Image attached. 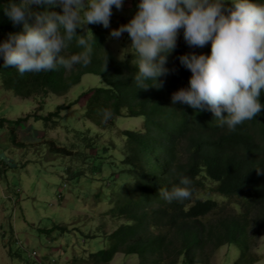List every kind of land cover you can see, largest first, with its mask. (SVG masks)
Instances as JSON below:
<instances>
[{
	"label": "trees",
	"instance_id": "obj_1",
	"mask_svg": "<svg viewBox=\"0 0 264 264\" xmlns=\"http://www.w3.org/2000/svg\"><path fill=\"white\" fill-rule=\"evenodd\" d=\"M19 2L0 0V43L10 32L23 30L22 23L13 25L3 11L9 4ZM231 6L232 1H225V11ZM55 10L62 12V7ZM87 28L85 32L77 29L76 34V38H90L91 62L87 66L21 75L15 67H3L0 55L4 88L20 98L37 97L40 101L67 94L87 74L97 75L103 86L88 91L91 98L85 105L86 118L112 134L117 118L142 117V129L118 132L103 144L108 134L100 136L95 132L92 136L90 131L79 133L83 136L81 142L60 143L47 139L51 131L59 128L60 108L46 116L27 113L18 119L3 118L0 128L8 126L15 134L33 116L35 120H43L45 136L41 139L48 151L80 161L76 165L80 169L72 177L89 184L91 189L93 186L94 195L110 205L107 213L117 219V228L108 234L109 247L92 254L90 264H111L121 253L138 255L139 264H212L213 254L225 245L240 248V258L235 264L256 263L255 242L264 234V90L260 96L261 112L230 131L226 125L218 126L210 110L197 111L186 104H172V94L188 88L192 75L181 65L179 57L185 51L210 55V41L204 47H190L179 43L178 34L177 46L166 62L169 74L158 78L163 87L143 90L132 79L138 71L133 64L138 55L129 53L121 61L108 45V33L102 24ZM76 38L62 55L68 57L85 51L76 44ZM40 104L44 108L45 103ZM105 110L111 113L107 122L102 118ZM64 128L72 133L69 127ZM15 142L19 143L17 139ZM180 175L192 181V196L172 202L161 198L160 188L170 191L179 184ZM99 184L102 187L95 189ZM201 190L218 193L223 199L200 198L197 194ZM55 229L66 231L62 226L40 231L50 235ZM11 232L14 236V229ZM6 234L5 231L4 238ZM13 236L9 242H3L11 248V258L21 260V264L51 261L50 256L44 258V263L37 261L35 251L26 249L23 239ZM54 240L50 242L56 243Z\"/></svg>",
	"mask_w": 264,
	"mask_h": 264
},
{
	"label": "clouds",
	"instance_id": "obj_2",
	"mask_svg": "<svg viewBox=\"0 0 264 264\" xmlns=\"http://www.w3.org/2000/svg\"><path fill=\"white\" fill-rule=\"evenodd\" d=\"M113 6L122 10L123 0H20L9 4L3 9L5 15L13 25L22 23L23 30L10 32L0 43L3 67H15L24 75L87 66L91 62L90 38H76L77 29L85 32L92 24L108 28ZM57 7H62V12L56 11ZM137 7L134 17L113 29L109 38L118 40L128 33L129 46L139 57L133 63L138 71L132 76L138 89L163 87L158 78L169 74L168 55L175 50L178 33L183 29L187 45L204 47L210 41L211 54L192 52L179 57L181 65L192 75L188 88L172 94V104H186L197 111L210 110L218 126L226 125L230 131L261 112L264 3L232 0V6L225 11L224 0H140ZM74 38L85 51L65 57L62 52ZM123 51L121 61L125 60ZM148 80L157 83L149 84ZM86 96L88 100L91 98L89 94ZM102 118L107 122L111 113L105 110ZM0 164V169H6ZM172 172L175 175V169ZM191 183L188 177L180 175L178 185L170 191L160 188L159 195L168 202L183 201L192 196Z\"/></svg>",
	"mask_w": 264,
	"mask_h": 264
},
{
	"label": "rangeland",
	"instance_id": "obj_3",
	"mask_svg": "<svg viewBox=\"0 0 264 264\" xmlns=\"http://www.w3.org/2000/svg\"><path fill=\"white\" fill-rule=\"evenodd\" d=\"M225 1L232 0H224V3ZM139 3L140 0H123L122 10L113 6L110 25L106 28L108 38L113 29L128 23L134 17ZM178 34L179 43L186 44L183 29ZM130 44L131 40L126 32L118 40L109 38L108 41L118 59L123 49L125 59L129 53L136 54ZM100 80L99 76L88 74L81 84L74 86L66 95L45 97L39 101L35 99L37 97L22 99L6 90L0 78V120L18 119L29 112L46 116L60 108L59 128L51 131L47 139L68 144L75 140L81 142L83 136L79 133L86 134L88 131L92 132V136L95 132L100 136L101 133L108 134L103 144L111 137H116L118 132L141 130L142 117L117 118L116 129L112 134L109 130H100L86 118L84 107L88 96L84 95L92 88L102 87ZM41 102L45 103L44 108L40 106ZM44 127V121L34 120L33 116L26 127L15 134L8 126L0 128V161L6 166V169H0V264H21V260L11 258V248L3 243L12 238L13 229V238L23 239L25 248L34 250L37 261L41 263L50 256L51 261L46 260L44 264H90L92 254L109 247L107 234L117 228L118 221L108 215L107 201L94 195L93 186L91 189L89 184L87 186L72 177L75 171H79L80 168L76 165L80 161L48 151L45 140L41 139L45 136ZM64 127H69L72 133ZM16 139L28 146H18ZM101 187L99 184L95 189L99 190ZM197 196L223 199L222 195L208 190H201ZM56 226L65 227L66 231L61 233L59 229H55L50 235L40 231ZM5 231H8L6 239L3 237ZM54 238L56 243H51L50 240ZM254 252L258 256V261L254 264H264V234L257 237ZM25 253L27 254L26 250ZM239 258L240 248L225 245L213 254L211 263L235 264ZM139 262L138 255L121 253L112 264Z\"/></svg>",
	"mask_w": 264,
	"mask_h": 264
}]
</instances>
